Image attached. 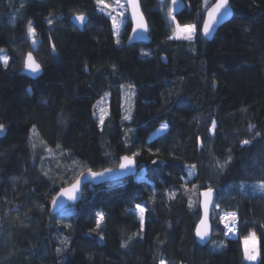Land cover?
Segmentation results:
<instances>
[{"label":"trees","instance_id":"obj_1","mask_svg":"<svg viewBox=\"0 0 264 264\" xmlns=\"http://www.w3.org/2000/svg\"><path fill=\"white\" fill-rule=\"evenodd\" d=\"M140 2L152 41L127 46L128 19L116 36L96 0H0V264H247L251 234L264 264V0H230L233 17L210 42L201 26L215 0L175 12L171 0ZM81 14L83 31L71 22ZM173 16L196 26L192 41L173 38ZM29 53L43 68L35 80L23 74ZM124 156L136 176L86 186L51 215L62 188ZM208 189L213 236L201 247ZM225 213L238 217L237 240Z\"/></svg>","mask_w":264,"mask_h":264},{"label":"water","instance_id":"obj_2","mask_svg":"<svg viewBox=\"0 0 264 264\" xmlns=\"http://www.w3.org/2000/svg\"><path fill=\"white\" fill-rule=\"evenodd\" d=\"M121 1L125 4V7L127 8L128 22L131 25V30H130V33H129V36H128V39H127V42H126L127 46L136 45V44H145V45L146 44H150L151 41H152V39L150 37L151 30H150V27H149L148 22L146 20V17L144 15L143 11H142L140 0H137V3H138L139 7H138V10H137L136 18H133V9H132L131 5H129L127 3V0H121ZM215 3H216V0H215L214 4ZM229 10H230V15H226V16L225 15H221V16L217 17V20L214 23L213 28L211 30V34L208 37H205L203 35V24H204V21L208 19V13L210 11V8L207 9V11L205 12L203 24L201 26V36L203 37V39H205V40H207L209 42L212 41L213 38L215 37V35L217 34L218 30L232 19V17H233V9L231 7L230 0H229ZM85 17H86V21L83 24H81L79 21H77L75 19V16L71 18V22L80 31H83L85 25L89 21L88 16H85ZM141 17L143 18V22L147 26V31H143V30L137 28V24H138V22H139ZM134 29H136V31H134ZM53 53H54V51H53ZM32 57L34 58L36 63H38L33 55H32ZM26 61H27V57L25 59V65H26ZM23 74L25 76H27L28 78L35 80V79L39 78L40 76H42L43 68L41 67V71L38 72V73H32L26 68V66H24ZM130 158L133 160V165L130 168H127V169H121L120 168V164L122 163V158H121L119 166L116 169H111L110 172L105 171V170L101 171V172H104V175L102 177L93 178L89 174V172L84 173L82 176H80L77 179V180L80 181V185H79V191L75 193L76 199H74V200L68 199L67 196L60 197L59 193L63 189L62 188L57 193V195L55 196V198H58L57 205L55 207L52 206V203L50 205V213H51V215H57L60 212H62L64 209L79 204L81 202V200H82L83 192H84V189H85L86 186H100V185H103V184H108V183H113V182H117V181H120V180H124V179H126L128 177L136 176L137 171H138V169H137L138 168L137 161L134 158H132V157H130ZM75 182H73V183H75ZM71 185H68V186H66L64 188H69V187H71ZM208 190H204V191H202L200 193L201 218H200V221L198 222V224L196 226V229H195V232H194L196 242L201 247H207L210 244V242L212 240V236H213V227H212V224H211V215H212V212H213V209H214L216 192L214 190H212V196L210 198V203H208L207 206H205V203H204L205 198H204V196L202 194L204 192L208 191ZM201 220H204L205 223L201 224ZM197 227H199L202 232L203 231H207V233H208V235L205 237V239L203 241L200 240L199 237L196 236Z\"/></svg>","mask_w":264,"mask_h":264},{"label":"snow or ice","instance_id":"obj_3","mask_svg":"<svg viewBox=\"0 0 264 264\" xmlns=\"http://www.w3.org/2000/svg\"><path fill=\"white\" fill-rule=\"evenodd\" d=\"M96 3L98 5L101 6V10L103 9H109V15L111 16L112 19V23H113V28L114 30H118V25L116 24V15L118 16H123V11H117L118 9H124L125 8V4L121 3V0H114V4L115 7H113L112 5L108 4L105 2V0H96ZM127 3L129 5H131L132 9H133V18H136L137 16V10H138V3L137 0H127ZM172 3L175 4L176 0H172ZM208 7L210 8V11L208 13V19L204 21L203 24V35L205 37H208L211 34V30L213 28L214 23L217 20V17L221 16V15H230V10H229V0H216L215 4L212 5H208ZM115 12L116 15H112V13ZM75 19L77 21H79L81 24L85 23L86 21V17L81 14V15H77L75 16ZM173 20H175V17H172ZM49 24L52 23V20L48 21ZM137 28L143 30V31H147V26L146 24L143 22V18L141 17L138 24H137ZM177 28V32L178 33H182V35H177L175 38L177 39H184L187 41H192L194 39L195 36V32H196V26L195 25H184L183 27H181V25L179 23H177L176 25ZM28 34L30 36H35V31L33 29V27L31 26V24H29L28 26ZM134 31H136V29H134ZM33 43H35V40H33ZM117 43H119V40H117ZM2 51V50H0ZM53 51H55V48H53ZM142 55H148V53H142ZM3 60V63L5 65H7L8 63V58L6 56L0 58ZM26 68L32 72V73H38L41 71V66L40 64L36 63V61L34 60V58L32 57L31 53H29L27 55V61H26ZM123 87V86H121ZM129 88H132V85L129 84L128 85ZM30 91V90H29ZM107 95V93H106ZM134 95V93H133ZM103 113V110H101ZM123 119L127 120L130 119V116H124ZM99 122L101 125L104 124V115L102 114L100 116ZM162 127H166V125H163ZM253 126H250V129ZM215 128H216V124L215 122H213L212 124V128L210 129V131H212L213 133L215 132ZM5 126L3 123H0V134H2L4 132ZM259 135V133L257 134ZM242 145H248L250 143L249 140H243ZM57 148H60V145H57ZM153 163H156V161H153ZM133 165V160L129 157V156H124L122 157V163L120 164V168L121 169H127L130 168ZM195 165L191 166V169H195ZM221 167H224L223 165H221ZM105 171L110 172L111 169H106ZM89 174L93 177V178H97V177H102L104 175V172H92L91 170H89ZM189 175H192V171L190 170ZM79 185H80V181L77 180L75 183H73L71 185V187L69 188H63L59 195L60 197H64L67 196L68 199L70 200H74L76 199L75 193L79 191ZM259 189L261 191H264V182H261L258 185ZM241 190H243V185H241ZM205 198L204 203L205 206H207L208 203H210V198L212 196V189H209L208 191L204 192L202 194ZM52 206L55 207L58 203V198H53V200L51 201ZM191 207V204L189 205ZM137 209L139 210V212L141 213L140 215V220H141V224H143V220H144V216L143 213L145 212V208L141 207L139 204L136 205ZM225 217H231L233 221H235V213H225L224 214ZM97 227H99V221L103 220L104 216L103 213H97ZM204 220H201V224H204ZM226 227H229V225L226 224ZM208 235L207 231H201L199 227H197L196 230V236L199 237L200 240H204L205 237ZM125 246V245H122ZM61 249H57V252H60ZM246 259L248 260H256V256L255 255H250L246 252L245 254ZM160 264H164V261L162 260L160 262Z\"/></svg>","mask_w":264,"mask_h":264},{"label":"rangeland","instance_id":"obj_4","mask_svg":"<svg viewBox=\"0 0 264 264\" xmlns=\"http://www.w3.org/2000/svg\"><path fill=\"white\" fill-rule=\"evenodd\" d=\"M210 2H211V0H204V7H206ZM121 3H123V2L121 1ZM108 4H110L113 7H115L114 0H112V2L111 3H108ZM171 4H172V7H173V12H175L176 10H179L183 6L181 0H176V3L175 4H173L172 3V0H171ZM99 7H100V10H101V6L100 5H99ZM101 11H103L107 15H109L108 14L109 13V9H103ZM117 11H123V16H118V15H116L115 12L112 13V15H116V24L119 26L118 27V30H114L116 36L119 35L122 32V29L124 28V25H125V23H126V21L128 19V17H127L128 12H127V8L126 7L124 9H118ZM171 20L174 22V20L172 18H171ZM176 25L177 24L175 23V26ZM177 35H182V33H178L177 32V28H176L175 35H174L173 38L174 39H177V38H175ZM195 35H196V32H195ZM194 38H195V36H194ZM177 40H184V39H177ZM101 110H103V113H102ZM97 112H98L97 114H98V117L99 118H100V116L102 114L104 115V113H105V106H104L103 103L102 104L101 103L98 104V106H97ZM163 131H164V128L160 129L156 133V135L161 134ZM243 250H244V256H245V254L247 252L248 254L255 255L257 257L256 260H248V259H246V256H245V261H246L247 264H258L259 263V241H258V239H257V237H256L255 234H251L248 238H246L243 241Z\"/></svg>","mask_w":264,"mask_h":264},{"label":"built area","instance_id":"obj_5","mask_svg":"<svg viewBox=\"0 0 264 264\" xmlns=\"http://www.w3.org/2000/svg\"><path fill=\"white\" fill-rule=\"evenodd\" d=\"M232 219L225 217V215L222 218V224L224 226V232L228 239L231 240H237L239 236V220L237 215L235 214V221L232 220L233 225L226 227V224L228 225L229 221Z\"/></svg>","mask_w":264,"mask_h":264},{"label":"bare ground","instance_id":"obj_6","mask_svg":"<svg viewBox=\"0 0 264 264\" xmlns=\"http://www.w3.org/2000/svg\"><path fill=\"white\" fill-rule=\"evenodd\" d=\"M228 218L232 219L231 217H227V219H228ZM228 225H229V226H232V225H233V222H232V220H231V221H229Z\"/></svg>","mask_w":264,"mask_h":264}]
</instances>
